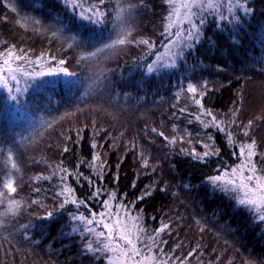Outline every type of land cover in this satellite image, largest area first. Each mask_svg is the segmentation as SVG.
Instances as JSON below:
<instances>
[{
	"label": "trees",
	"instance_id": "16d2710c",
	"mask_svg": "<svg viewBox=\"0 0 264 264\" xmlns=\"http://www.w3.org/2000/svg\"><path fill=\"white\" fill-rule=\"evenodd\" d=\"M13 2L21 15L40 19L46 26L62 27L64 36L75 34L85 42V46L68 48L62 40L52 39L49 43L47 34L25 32L12 22L15 14L0 3V40L8 42L0 44V51L16 44L18 48L31 49L29 55L32 59L45 52L47 63L43 70L46 73L49 69L53 70L51 75L27 81L30 85L27 91H16V88H24L26 78L23 77L19 85L10 81L12 91L0 85V148L4 149L0 152V178L8 171L4 161L7 150L12 148L24 172L25 185L21 192L26 197L39 196L49 206L59 203L52 199L58 184L56 178L37 185L46 190L47 196L45 191L32 193L28 187V177L50 171L43 162H34L40 161L41 157L49 163H58L63 159L70 169L78 166L105 192L101 197L89 200L94 189L83 179L77 183L74 177H69V183L76 188V195L87 201V207L77 209L69 204L51 218L40 219L38 217L45 215V209L33 205L15 219L4 218L0 239L12 232L22 251L33 249L35 255L29 256L25 264H31L34 258L40 264L43 261H55V264H106V261L96 260L91 254H84V241L90 237H81L78 231L71 230L70 226L77 222L71 220L70 213L90 216L91 212L105 211L103 201L108 198V191H116L117 201L122 200L129 205L132 215L142 211L143 226L149 232L159 228L162 221L170 224L173 229L171 234H167V230L162 234L168 240V245L164 246L166 252L176 242L183 241V247L177 254H186L200 242L203 247L199 251L204 253L200 260L207 264L215 257L211 250L216 248L217 252L223 251L226 247L223 240L227 239L233 248H240L250 258L257 261L264 258V222L224 193L213 191V186L208 182L210 176L222 175L240 162L238 156L233 155L238 149L229 147L224 133L215 128L203 129L195 121L188 124L187 113L179 114L178 108L187 104L188 112H195L196 106L185 99L187 93L179 101L176 96L189 82L199 84L207 80L213 90L204 98V103L218 114V119L224 118L219 114L227 113L233 107L238 99V91L244 95L238 120L246 123L264 111V72L261 71L264 69V0H248L253 12L247 16L238 10L244 20L239 30H235L228 21H220L218 14L205 12L203 36L195 49H186L175 68L159 72H149L147 65L155 60L156 53L164 52V45L169 39L160 36L164 17L169 11L164 0H144L143 5L139 4V0H106L104 5H100L108 13L101 24L82 20L79 17L81 9L78 7L73 12L63 0ZM129 2L138 5L130 20L136 28L133 35L151 37L156 42L153 53L146 56L147 50L143 46L137 48L130 45L115 53H103L94 60L78 62L82 51H92L116 38L118 29L114 25L117 23V7H125ZM81 4L86 9L98 4V0H81ZM222 11L229 15L226 8ZM5 15L10 19L4 20ZM52 56L56 59H51ZM61 59L65 61L62 66L57 64ZM58 67L67 68L73 75L57 72ZM36 68L39 70V65ZM173 104L177 107L173 108ZM77 108L84 111L77 112ZM93 119L97 127L108 128L112 137L124 132V136L116 141L117 147L113 148V141L101 132L97 140L103 144V148L99 144L96 150L91 148ZM47 123H51L52 127L45 130L42 126ZM83 124L89 125L83 132L84 139L79 145L68 142L72 151L61 155V147L65 143L61 133H67L69 128H80ZM173 124L193 133L192 146L197 151L204 149L202 144L195 143L196 139H204L207 133L213 134L221 150L220 155L204 161L193 159L180 152V147H191L187 143L170 148L166 146L167 141L151 132V128L155 127L164 131L165 135L172 136ZM233 131L239 130L233 126ZM197 132L201 133L200 137H196ZM67 134H72L75 139L74 133ZM251 135L255 136L259 151H264V123H259ZM31 137H36L35 142L29 143ZM133 137H136L138 145H143L144 150L150 153V163L158 164L155 172L141 166L138 149L127 151L126 145ZM153 139L155 144L151 143ZM237 139L245 138L239 135ZM97 150L107 161L103 180L86 166ZM81 157L85 159V164H79ZM256 160L259 166V157ZM117 172L118 181L114 180ZM154 181L157 183L152 195L137 201L146 186ZM165 185L168 190L162 191ZM133 201H136L134 208L131 207ZM198 219L207 224V230L203 233L199 232L196 224ZM29 223L33 225L27 230L29 236L39 244L23 239L20 225ZM217 232L221 233L220 238L216 237ZM5 247L8 245L5 244ZM3 258V252H0V259ZM22 258V253H16L15 264H20ZM190 260L191 264H196L195 256ZM221 264H224L223 259Z\"/></svg>",
	"mask_w": 264,
	"mask_h": 264
},
{
	"label": "snow or ice",
	"instance_id": "6c2138e0",
	"mask_svg": "<svg viewBox=\"0 0 264 264\" xmlns=\"http://www.w3.org/2000/svg\"><path fill=\"white\" fill-rule=\"evenodd\" d=\"M164 2L169 6V11L167 16L164 17L163 31L160 32V36L169 39L164 45V52L156 53L155 60L147 65L149 72L175 68L177 60L183 57L186 49H195L197 42L203 36V26L206 24L205 12L218 14L220 21H228L234 25L235 30H239L244 23L241 15L238 14V10L245 16L253 12V9L248 5V0H164ZM0 3H3L11 13L15 14L12 22L25 32L31 31L37 35L47 34L50 37L49 43L52 39L62 40L67 43L68 48H72L74 45L85 46V42L79 40L75 34L64 36L62 27L46 26L40 19L21 15L13 0H0ZM63 3L73 12L79 7L81 9L79 17L93 24H101L108 14L105 9L100 7V5L106 3V0H98V4H93L86 9L83 8L81 0H63ZM139 4L143 5L144 0H139ZM137 7L136 3L131 2L127 3L125 7L118 6L116 11L117 23L114 25L118 29L116 38L111 43L103 44L102 47H95L92 51H82L78 62L94 60L103 53H115L117 50L126 49L130 45H135L137 48L143 46L147 50L145 55H151L156 48V42L149 36L133 35L136 28L130 23V20ZM225 8L229 15H225L222 11ZM3 19L8 20L10 18L5 15ZM7 43V41L0 40V44ZM31 51V49L25 50L23 47L18 48L16 44H11L0 51V85L12 91L10 81H15L19 85L23 77L26 78L25 86L23 89L16 88V91H27L30 86L27 81H34L38 77L52 74V69H49L47 73L43 70L47 63L46 53L41 52L39 56L32 59L29 55ZM51 59L55 60L56 57L52 56ZM64 63L63 59L57 61L60 66ZM37 65H39V70L36 68ZM56 71L73 75L64 67H58ZM261 71L264 72V69H261ZM262 86H264V82H262ZM212 90L210 82L207 80L199 84L189 82L186 88H182L176 93L177 100L179 101L180 97L187 93L185 99L196 106L197 111L188 112V105L185 104V106L178 108V112L179 114L187 113L189 117L188 124L195 121L203 129L215 128L218 132L224 133L228 146L238 149V152L234 151L233 155H237L240 162L232 167L230 171H224L222 175L210 176L208 182L213 186V191L219 190L224 193L235 200L238 206L254 212L260 222H264V151H259L260 146L255 136L251 135L259 123H264V111L257 114L253 119H249L246 123L238 120L239 113L244 105L243 92L238 91V99L234 102L233 107L227 113L219 114L224 118L218 119V114H215L211 108L206 107L204 103V98ZM172 107L176 108L177 105L173 104ZM82 111L84 109L77 108V112ZM66 115H74V113H66ZM173 116L179 119L176 113H173ZM233 126L239 131L234 132ZM42 127L46 130L51 128L52 124L47 123ZM88 128V124H83L80 128H69L67 133H74L75 139H73L72 134L62 132L61 136L64 138L65 143L61 147V155L72 151L68 142L79 145L84 139V130ZM90 131L92 133L91 148L94 150L98 148V144L100 148H103V144H100L97 140L101 132L105 134L106 138L113 141L111 145L113 148L117 147L116 141L124 136V132H120L119 136L112 137L108 128L97 127L95 119L91 121ZM151 132L167 141L166 146L170 148L187 143L191 147H180V152L183 155L191 156L193 159L204 161L208 157L220 155L221 150L216 145L215 136L211 133H207L204 139H196L195 143L203 146L204 151L201 152L192 146L194 143L193 133L187 129L181 130L178 124H173L172 132L174 135L172 136L165 135L164 131L155 127L151 128ZM38 135H42V133H38ZM195 135L200 137L201 133L197 132ZM239 135H242L245 139H237ZM35 139L36 137H31L29 143L35 142ZM155 142L154 139L151 140V143L155 144ZM126 148L127 151L138 149L141 166L145 169H151V172L156 171L158 164L150 163V153L144 150L143 145H138L136 137L128 141ZM3 151L4 149L0 148V152ZM256 157L260 159L259 166ZM122 159L123 157H121ZM34 162H43L50 171L48 174L40 172L28 177V187L31 192L39 194L45 191V196H47L46 190L37 185L56 178L58 184L52 199L54 201L58 200L59 203L49 206L39 196L31 198L22 194L21 189L25 185L24 172L13 149L9 148L4 161L8 171L0 178V207L3 209L0 211V228L5 225L4 218L15 219L33 205L45 209V215L38 217L40 219L51 218L55 212L66 208L69 204L74 205L77 209L81 206L87 207V201L76 195V188L69 183V177H74L77 183L83 179L94 189L88 197L89 200L97 199L105 192V189L100 187L91 176L85 175L84 172L79 170L78 166L70 169L63 159L58 163H49L47 159L41 157L40 161ZM85 163V159L81 157L79 164ZM86 166L94 170L95 175L100 180L104 179L107 161L102 158L100 151H94L92 159L87 161ZM117 168H119V164ZM118 179L119 173L117 172L114 175V180L118 181ZM156 183L154 181L152 185H147L146 190L137 197V201L152 195ZM133 187H135V183ZM184 187H188V185H184ZM167 190L165 185L162 191ZM107 196L108 198L103 201L105 211L91 212L90 216L83 213H70L71 220L77 222L75 225L70 226L71 230L78 231L81 237H90L84 241L83 251L85 255L91 254L94 259L106 261V264H191L190 258L193 256L196 258V264H204L200 260V256L204 255L203 251H199L203 247L200 242H197L195 247L186 254L183 252L177 254L183 247V241L176 242L166 252L164 246L168 245V240L164 239L162 234L166 233L167 230V234L170 235L173 231L169 223L162 221L159 228L149 232L143 226L142 211L132 215L129 211V205H125L122 200L117 201L116 191H108ZM135 203L136 201L131 202V207L134 208ZM196 224L199 232L203 233L207 230L205 222L198 219ZM32 226L30 223L20 225V229L23 230V239L39 244V241L31 239L27 231ZM215 235L217 238L221 237L220 232L215 233ZM202 239L203 237H201ZM5 244L8 245L7 248ZM223 244L226 246L223 251L217 252L216 248L211 250L215 257L209 260L207 264H221L222 259L224 264H264V258L259 261L250 258L241 252L240 248H233L227 239L223 240ZM229 249H232V251L230 252ZM0 252H3L5 257L0 259V264H15L14 257L16 253H22L23 255L20 264H25L29 256L35 255L31 248L22 251L19 241L12 232L0 239ZM225 253H228V255L225 256ZM9 257L13 259H7ZM31 264H40V261L34 258ZM43 264H55V261H43Z\"/></svg>",
	"mask_w": 264,
	"mask_h": 264
}]
</instances>
